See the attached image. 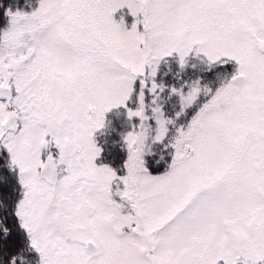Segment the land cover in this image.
<instances>
[{
	"label": "snow or ice",
	"instance_id": "6c2138e0",
	"mask_svg": "<svg viewBox=\"0 0 264 264\" xmlns=\"http://www.w3.org/2000/svg\"><path fill=\"white\" fill-rule=\"evenodd\" d=\"M0 264H264V0H0Z\"/></svg>",
	"mask_w": 264,
	"mask_h": 264
}]
</instances>
